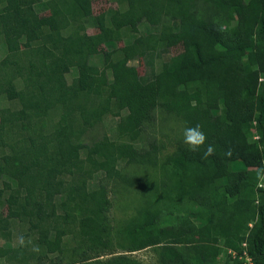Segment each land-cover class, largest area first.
Returning a JSON list of instances; mask_svg holds the SVG:
<instances>
[{
    "label": "trees",
    "instance_id": "trees-1",
    "mask_svg": "<svg viewBox=\"0 0 264 264\" xmlns=\"http://www.w3.org/2000/svg\"><path fill=\"white\" fill-rule=\"evenodd\" d=\"M93 1L45 0L40 15L43 0H0V96L12 103L0 109V264H143L146 249L155 264H242L231 253L244 250L264 264V0H110L99 15ZM143 23L156 31L141 35ZM177 45L147 82L130 65ZM159 119L176 124L161 160ZM197 125L206 139L192 151L184 131ZM111 193L138 196L116 226Z\"/></svg>",
    "mask_w": 264,
    "mask_h": 264
},
{
    "label": "rangeland",
    "instance_id": "rangeland-1",
    "mask_svg": "<svg viewBox=\"0 0 264 264\" xmlns=\"http://www.w3.org/2000/svg\"><path fill=\"white\" fill-rule=\"evenodd\" d=\"M45 0L39 5H36V11L40 15H47L48 11L44 4ZM92 9H93V15H99L100 13L104 11H110L113 9H116V5L112 3L110 0H94L92 2ZM85 26L87 28L88 34H97L98 29L95 25L94 19L91 18L85 22ZM140 34L144 35L147 33H154L156 31V28H153L145 23L141 24L140 27ZM133 37L129 38L125 41V43L132 42ZM22 49H27L29 46L22 42L21 44ZM116 45H102L99 47V51L101 53H104L106 51H110L113 48H115ZM182 52L181 45H177L169 50H159L155 53H149L145 56V58H137L130 62L131 66H134L137 70V73L142 80V82H147L152 79L153 75L157 73L159 66L162 62L168 60L169 58L180 54ZM7 54V51L5 50V47L3 43L0 41V59H3ZM247 56L245 52H243V56ZM250 56V55H249ZM93 64H95L98 67L102 66V55H98L92 58ZM77 74V71L75 68H72L67 75L68 82H71L73 78H75ZM14 105V104H13ZM12 106V103H10L8 100H6L4 97L0 96V109L3 107H9ZM118 118L114 117H107L105 118L103 125L106 129V132L111 140H116V125L118 123ZM175 122L173 120H168L167 122H163L159 119V121L156 123L155 126V135L157 137L158 143L162 146V150L159 155V159H163L166 155H169L173 152L175 145H173V141H167L168 137L172 138L174 136V131H176L175 128ZM173 130V131H172ZM150 131V130H148ZM162 131V132H161ZM168 135V136H167ZM120 167H124L123 164H119ZM124 172L128 174H140L147 176L148 182L155 183L158 181V179L161 176V173L159 169L156 167H152L150 165H144L139 166L137 164H130L128 166H125ZM103 174H98L96 179H99L102 177ZM262 184V183H261ZM13 186H15L14 183H12ZM0 197H3V192L0 189ZM138 196H134L131 193H111V199H112V207L110 212L107 214L109 220L111 221V224L113 226H116L119 222L124 220L127 216L131 215L134 212V201H136ZM2 215L5 219L14 221L17 218V215L8 207L5 206L2 209ZM16 234V233H15ZM17 237V235H15ZM15 237V239H16ZM71 238H68L65 242L64 246L69 247L71 244ZM0 245L8 246L9 243L3 239L0 238ZM117 252H120V250H116ZM229 252V251H228ZM242 256V253L240 254ZM135 258L142 262L143 264H155V256L151 249H146L141 252H137L135 255ZM247 256L249 257V254L247 253ZM106 257H102L101 259L104 260ZM235 258L238 260H242V264L245 262V256H243L241 259H239L238 255L235 254ZM224 257H222L217 263L215 264H223Z\"/></svg>",
    "mask_w": 264,
    "mask_h": 264
},
{
    "label": "clouds",
    "instance_id": "clouds-1",
    "mask_svg": "<svg viewBox=\"0 0 264 264\" xmlns=\"http://www.w3.org/2000/svg\"><path fill=\"white\" fill-rule=\"evenodd\" d=\"M205 135L204 133L200 130V126L197 125L194 128H187L184 131V143L187 144L192 151H196L201 145L204 144L205 142ZM213 152V147L209 145L207 147V150L205 152V155H210ZM25 243L24 238L21 236L19 238V244L23 246ZM35 252L39 251V247L35 246L32 249Z\"/></svg>",
    "mask_w": 264,
    "mask_h": 264
},
{
    "label": "built area",
    "instance_id": "built-area-1",
    "mask_svg": "<svg viewBox=\"0 0 264 264\" xmlns=\"http://www.w3.org/2000/svg\"><path fill=\"white\" fill-rule=\"evenodd\" d=\"M246 244H243V246H245ZM232 254V256L235 258V254L236 253H231ZM243 256H245V262L246 263H243V264H253L252 263V261H251V258L250 257H248L247 256V251L246 250H244L243 252H242V256L241 255H238V257H239V259H241ZM242 261V260H241Z\"/></svg>",
    "mask_w": 264,
    "mask_h": 264
}]
</instances>
